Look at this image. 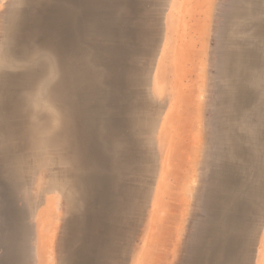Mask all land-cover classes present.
<instances>
[{
	"label": "rangeland",
	"instance_id": "374dc122",
	"mask_svg": "<svg viewBox=\"0 0 264 264\" xmlns=\"http://www.w3.org/2000/svg\"><path fill=\"white\" fill-rule=\"evenodd\" d=\"M121 2L120 18L135 21L136 35L120 32L116 37L92 18L86 21L90 31L84 40L102 53L106 68L116 62V117L142 121L133 127L124 123L116 131V140L134 159L130 191L116 198L124 202L122 207L129 204L130 213L116 223L117 230L109 229V255L83 264H187L200 244L207 255L204 264H224L228 237L236 240L237 264H264V194L250 202L243 194L245 184H256L264 159V144L257 139V128L264 129V85L257 77L264 66V44L256 52V65L246 62L252 42L264 33V0ZM34 3L0 0V64L14 72L42 62V82L53 75L52 45L64 42L52 39L53 9L42 23L28 21L13 33L5 24L13 10L17 17L38 10ZM62 7L64 19L69 9ZM247 22L252 23L247 27ZM21 44L8 56L1 51ZM111 78L106 73V80ZM127 78L131 84L123 81ZM229 166L235 180L217 181L213 169ZM245 168L249 174L243 173ZM52 173L51 167L33 165L14 189L17 223L10 220L14 208L9 216L0 213V264L7 249L19 255L12 264H70V252L81 246L68 241L69 205ZM7 175L0 154L3 190L12 185ZM217 185L218 197L212 194ZM229 194L236 198L229 199Z\"/></svg>",
	"mask_w": 264,
	"mask_h": 264
},
{
	"label": "bare ground",
	"instance_id": "6f19581e",
	"mask_svg": "<svg viewBox=\"0 0 264 264\" xmlns=\"http://www.w3.org/2000/svg\"><path fill=\"white\" fill-rule=\"evenodd\" d=\"M30 1L33 3L35 0ZM64 4L69 12L66 18L61 19ZM121 4H124L121 0H36L38 10L26 11L21 17H17L16 11L13 10L7 15L5 22L8 32L13 33L18 28H25L28 21L42 23L44 15L53 9L54 22L50 21L52 39L53 41L63 39L64 42L58 41L52 45L55 57L53 75L51 78L45 77L42 82L40 79L45 68L42 62L41 65L35 64L30 67L19 66V70L14 72L0 64V154L3 164L12 176L11 187L5 186L3 190L0 185V213L5 217L16 211L10 220L17 223L19 212L13 206L14 189L25 182L28 169L33 165L40 167L43 164L44 168H53L52 177L56 187L65 194L69 205L70 217L66 223L72 234L68 241L71 244L82 242L79 249L70 252L67 259L70 264L93 263L97 259H103L111 247L108 238L110 231L116 229V223L130 213L126 209L129 204L122 207L124 202L117 203L116 198L130 191V170L134 159L129 149L122 148L121 142L116 140V131L124 123L128 127H133L142 121L138 119L137 114L132 119L121 120L116 117V94L112 92L116 88V62H112L110 68H106L102 63V53L95 51L91 44L84 40V34L90 31L86 21L92 18L97 19V23L102 26L100 29L111 31L116 37L120 32L134 37L137 33L135 21L121 20L119 13ZM247 5L251 6L249 2ZM106 20L107 23L104 24ZM250 23L252 22H247L246 26L248 27ZM257 38L259 39L255 43L252 42L255 44L254 48L248 50L249 54L246 56L248 65H256V52L264 44V33ZM21 46L22 44L1 51L8 56ZM8 65H11L9 61ZM261 67L257 77L264 85V66ZM106 73L113 78L107 81ZM230 77L232 82L236 81L234 71L230 72ZM123 81L128 84L132 82L129 78ZM232 86L235 90L236 82ZM231 94L236 96V92ZM43 106L48 109L40 110ZM125 108L126 105H123L122 109ZM257 129V139L262 146L264 129ZM125 142L131 147L132 142L128 135ZM233 169L232 166L215 167L213 174L217 181L220 182L223 178L229 183L228 178H233L231 175ZM245 169L243 173L249 174ZM256 174V184H245L243 190L247 202L264 194V159ZM230 191L235 192L233 189ZM212 194L216 197L221 194L220 185H217ZM230 196L229 199L236 198L234 194ZM127 202L125 200V203ZM227 243L226 257L222 262L237 264L236 240L228 237ZM215 247L216 245L212 248ZM14 252L7 249L1 264H12L18 255ZM194 252L195 256L187 264H204L207 259L204 246L200 244ZM214 260L215 258H211V261Z\"/></svg>",
	"mask_w": 264,
	"mask_h": 264
},
{
	"label": "flooded vegetation",
	"instance_id": "af4514ba",
	"mask_svg": "<svg viewBox=\"0 0 264 264\" xmlns=\"http://www.w3.org/2000/svg\"><path fill=\"white\" fill-rule=\"evenodd\" d=\"M228 244V243H227Z\"/></svg>",
	"mask_w": 264,
	"mask_h": 264
}]
</instances>
